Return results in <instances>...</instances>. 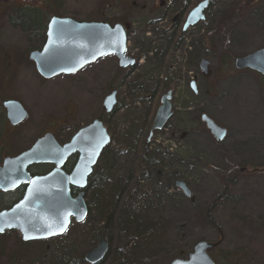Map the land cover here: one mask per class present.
<instances>
[{"label":"rangeland","instance_id":"rangeland-1","mask_svg":"<svg viewBox=\"0 0 264 264\" xmlns=\"http://www.w3.org/2000/svg\"><path fill=\"white\" fill-rule=\"evenodd\" d=\"M119 1L108 0L104 4V0H62L64 10H48L50 15L44 17L46 23L53 12L81 21L99 18L101 13L112 21L130 18L128 21L134 26L126 54L139 60L135 74L120 69L115 57H105L76 75L41 79L33 63L23 56L33 43L26 39L25 35H30L28 31L23 32L21 28L25 30L31 21L20 13L11 17L7 12L2 13L1 39H5L19 57L10 60L12 75L4 98L23 103L30 114L25 125L31 128L30 136L35 138L51 129L54 120L65 123L66 127L62 129L67 135L72 134L99 115L104 96L115 89L120 107L107 121L112 137L109 149L120 151L127 164L128 157L124 153L129 152L126 147L129 133L138 136L143 130V121L152 123L142 100L150 99V95H145V88L143 92H136L135 85L145 80L147 74L163 72L162 81L167 80L168 89L158 95L153 113L160 107L162 96L172 91L174 117L167 129L155 133L149 151L157 154L155 159L167 166V179L166 182L155 178L143 181L141 171L135 174L137 187L141 186L142 191L154 198L157 208L152 216L160 227L157 255L152 257L150 254L156 243L151 244V250L143 256L142 248L147 251L146 245L150 243H140L136 239V249L127 247L129 237L124 234L127 222L123 218L122 223L109 232L112 247L123 249L124 257L129 254L131 259L132 254L133 258L142 260L138 264H170L179 257V252L189 255L201 241L219 242L214 253L217 258L223 253L246 249L250 256L243 264H264V78L251 71L231 68L236 58L264 48V0L246 8L227 44L217 23L232 0H214L205 13V20L187 31L185 36L181 35L182 28L171 30L170 20L181 8H186L189 13L203 0H179L175 13L160 8L161 2L167 0H133L137 3L134 7L129 5V0H123L124 6L120 7ZM165 35L173 37V42L162 60V70L154 52L161 49V36ZM204 38L208 44L200 50L199 42ZM224 56L228 59L226 64L223 63ZM202 58L211 64L208 78L199 70ZM5 62L6 59H0V70ZM192 82H195L197 93L191 89ZM153 85L151 82L149 86ZM203 114L227 130L223 142L218 143L201 123L199 118ZM30 143L29 137L24 147ZM229 164L248 170L227 175L226 171L231 169ZM124 174L122 172L117 178L126 180ZM178 181L187 185L190 197L176 188ZM226 189L228 196L215 214V220L222 228L220 236L206 222L204 213ZM100 223H103L101 219ZM76 225L81 224L73 221L70 232L74 233L73 230L78 228L83 237L80 241L84 242L86 223L82 227ZM129 233L136 237L132 229ZM49 242L42 245L40 254L49 256L46 250L51 247ZM17 244V238L0 239V264L9 262V254L18 252L20 257L24 251L15 264H27L29 260L22 261L29 253L36 254L35 249H17Z\"/></svg>","mask_w":264,"mask_h":264},{"label":"water","instance_id":"water-1","mask_svg":"<svg viewBox=\"0 0 264 264\" xmlns=\"http://www.w3.org/2000/svg\"><path fill=\"white\" fill-rule=\"evenodd\" d=\"M213 0H205L195 7L188 15L183 30L197 26L205 20V12ZM48 40L41 52L32 53L30 60L35 64L37 72L46 80L61 75H74L101 58L115 56L123 69L133 67L135 59L126 56L128 46L127 31L121 25L114 27L104 23L78 22L70 18H53L48 27ZM210 62L203 59L200 64L205 78L211 76ZM234 68L238 71H251L264 78V48L234 60ZM196 93L195 82L191 84ZM173 92L169 91L161 99L152 127V133L164 130L173 117ZM118 104L117 92H112L106 99L104 108L112 113ZM8 118L13 125L23 122L27 112L17 101L5 104ZM212 137L223 142L227 130L217 125L207 115L201 116ZM111 144L109 131L97 120L89 127L80 131L70 144L60 147L52 135L39 140L35 146L15 160L7 164L9 174L17 176L27 183L28 190L23 201L12 211L0 214L1 233L7 230H18L25 242L49 240L63 236L71 222L77 224L86 221L88 205L85 193L76 198L71 195V186L85 190L88 180L93 174L102 152ZM80 153L71 175L62 171L69 156ZM33 164H54L55 170L40 178L31 177L27 169ZM7 171V172H8ZM14 178V177H13ZM176 188L186 197L191 196L187 185L178 181ZM66 226V227H65ZM64 231H59L60 228ZM54 233V234H50ZM25 234L32 237L25 239ZM218 244L208 241L199 242L192 253L185 259H176L170 264H216L210 251ZM109 252V243H100L86 255L88 264H99L105 260Z\"/></svg>","mask_w":264,"mask_h":264},{"label":"trees","instance_id":"trees-1","mask_svg":"<svg viewBox=\"0 0 264 264\" xmlns=\"http://www.w3.org/2000/svg\"><path fill=\"white\" fill-rule=\"evenodd\" d=\"M258 1L259 0H232L227 9L224 10L217 25L219 26L220 34H224L226 37L225 44L228 43L231 32L241 22V17L243 16L244 11H246V8L254 7ZM30 14L27 15L26 20L31 21V23H37L38 20L34 21L35 17L32 20L30 19L33 17L30 16ZM183 34L184 33L182 32L181 35L183 36ZM161 38L163 41L161 49L159 51L158 49H155L156 51L154 52V55L156 58L155 60H157V65L163 70L164 64L162 63V60L166 57L172 46L173 37H166L165 35L161 36ZM199 43V49L202 50V47L207 46L208 41L204 38L202 42L200 41ZM195 49L197 50V47ZM223 59V63L226 64L228 61L227 57L224 56ZM232 65L233 66H231V68H234V62ZM169 71L170 69L167 71L168 74ZM162 75L163 72L147 74L145 76V80H142L140 83L135 85L138 87L136 88V92H143L145 88V92H147L145 95H150V98H154L156 90H165L168 88L167 80L162 81ZM151 82L154 83L153 86H149ZM142 100L144 105L147 106L148 118H152V115H149L151 109L153 108V106H151L152 101L146 97ZM118 109L119 105L116 108L115 114L118 112ZM109 120L110 118L108 121ZM150 129L151 124H149L148 121H143V130L138 136L129 133L128 140L126 141V147L129 152L127 151L124 153L125 156L128 157L126 159L127 164L124 163L125 161L122 158L120 151L111 152L109 149L110 146L100 158L99 163L90 178L88 192L86 195L87 203L89 205V215L85 222L86 232L84 231V242L83 240L80 241V238L83 237H80L79 229L75 228V230H73L74 233H71L69 230V233L60 238V241L57 239L49 242V244H51V250L50 248L48 249V247L46 248L49 256L40 254V252H43V249L38 250L33 244H23L20 247L22 250L35 249L34 251L36 254L31 251L28 257L22 262L29 260V263L27 264H44V261H46L45 264H88L85 261L86 254L94 249L101 240H106L109 243L110 250L107 258L100 264H135L137 262H142V260H139L136 256L133 258L131 253V259L129 258V254L124 257L126 252H124L123 249L114 250L110 241L112 240V237H110L111 233L109 232L113 231L115 225L122 223L121 218H123L124 221L127 222V227H125L124 230V234L129 237L127 247L130 246V248L136 249V239L138 242L140 241V243L143 241L146 244L150 243L146 245L147 251L142 248V256L144 252L148 253V250H151V244H155L156 240H158V234L160 231L159 223L154 221L156 218H152L157 211V208L154 207V198L148 196L146 192L142 191L141 186L137 187L135 178L136 172L141 171V179H143V181L155 178L158 181H162L164 179V182H166L165 179H167V166L164 163H159L155 159L157 154L154 155V153L149 151L150 142L148 141V138ZM229 166L231 167L230 164ZM247 170V168L232 166L229 172L226 171V174L228 175L231 172H247ZM122 172L125 173L124 177H126V180L117 178V176ZM227 196L228 190L226 189L223 195L218 197L204 213V219L206 222L220 236H222V228L215 220V214L217 208ZM100 219L103 222L102 225L100 223ZM83 225H76V227H82ZM131 229L136 237L131 236L129 233V230L131 231ZM71 235L74 236L72 237ZM82 246L84 247L82 248ZM158 246V244L155 247L152 246L153 249L150 252L152 257L157 255L156 248ZM55 247L58 249L56 250ZM217 249L218 247L210 252L216 264H243L246 261V258L250 256L248 250L238 249L230 254L223 253L222 256L217 258L214 254ZM23 255L24 251L20 257L18 252L17 254H11L8 257L9 262L7 264H15L17 260L20 261V258ZM187 256L188 253L179 252V257L176 259H183Z\"/></svg>","mask_w":264,"mask_h":264},{"label":"flooded vegetation","instance_id":"flooded-vegetation-1","mask_svg":"<svg viewBox=\"0 0 264 264\" xmlns=\"http://www.w3.org/2000/svg\"><path fill=\"white\" fill-rule=\"evenodd\" d=\"M104 1H105L104 4H106V2L108 0H104ZM178 1L179 0H167L166 1L167 3L165 1H162L160 4V8L161 9L166 8L167 13L169 11L171 13H175L178 10L177 8H179L177 6ZM203 1H205V0H203ZM119 2H120V7L124 6L123 0H120ZM180 2H182V1L180 0ZM202 2H200V3H202ZM213 2H214V0L211 2V4ZM128 3L131 7H134L137 5V3L133 0H129ZM61 4H62V0H0V15H2V13H4V12H7L8 15L11 17V16H14L16 14L19 15V13H20L21 15L23 14V16L27 19V15H29L31 13L30 16H33V17H31L30 19L32 20L35 17L34 21L38 20L37 23H29L27 26H25V28H26L25 30H23L21 28V30L23 32L28 31L27 33H29L30 35H28V36L25 35L26 39L29 43L30 42L33 43L30 47L26 48L25 53L23 54V56H26L29 60H30V56L32 53L41 52L44 49V47L47 43V40H48L47 33H48L49 23L53 18H70V19H73V20L78 21V22L104 23V24H109L112 27H114L116 25H121L127 31V36H128V40H129L130 34L132 32V28L134 26V23L128 21V20H130V18L119 19V20L116 19V20L112 21L101 12H100L101 14L99 15V18L92 19V20H84V21L76 20V19L69 17V16L60 17L59 15H57L58 13L53 12L54 14H51V18L46 23L44 16L50 15L49 11H54V9H56V8H57V10H62V9L64 10L63 6L65 3L63 5H61ZM180 7H182V6H180ZM137 9H140V8H137ZM113 12H117V10H113ZM189 13H186V8H184V7L181 8L180 12H178L175 15L176 17H173L170 20L171 30L172 31H179L182 28L181 31L184 33V36H185L187 34V31L197 27L200 23L193 28H189L187 31L183 30ZM13 27L15 28L16 26H13ZM4 38H5V36H4ZM127 48H128V46H127ZM126 53H127V50H126ZM126 56H127V54H126ZM108 57H115V56H108ZM127 57H131V56H127ZM17 58H19L17 55V52L15 50H12L11 47L9 46L8 42H6L5 39H1V35H0V59H6L5 64H3V66H2L3 68H1V70H0V214L10 212L16 206H18L23 201V199L27 193L28 186H29L27 183L22 182V180H20V178H18L19 176H21L20 172L18 173L17 176L12 175V177H11V175L9 174L10 171H8V167H7V164L10 160H15V159L19 158L20 156H22L25 152L31 150L39 140L43 139L47 135H52L53 138L55 139V141L57 142V144L63 148L67 144H70L72 142V140L77 136V134L80 131L89 127L91 124H93L97 120H99L103 124V127L109 131V129L107 127V121L109 118H112V116L115 114L117 106L119 105V107H120V104L118 102L115 110L110 114H108L104 108L105 101H106L107 97L112 92L116 91L115 89H113L110 91L111 92L110 94L106 93L107 95L104 96V98L101 102V106L99 108L100 109L99 115L94 117L88 124H83L82 127H79V129H77L76 131H73L72 134L67 135L64 132V130L62 129V128L66 127L65 123H60L59 120H54L51 123V127H52L51 129H49L48 131L46 130V132L43 131L41 134L37 135L34 138V136H30L31 128H29L28 126L25 125V122L30 117V114H29L28 110L26 109V107L19 100L4 98L5 92L7 91L6 86H7L8 82L11 80V75H12L11 64H10L11 61L10 60L11 59H17ZM101 59H103V58H101ZM133 59H135V58H133ZM194 60H196V59H194ZM202 60H203V58L200 59V61H199V70L200 71H201L200 64H201ZM98 61H96V62H98ZM135 61H136V64L133 67H129L126 69H123L120 66L119 67L122 70H130L131 74L132 73L135 74L136 70L138 69L139 60L135 59ZM95 63H93V64H95ZM93 64H90V65H93ZM33 65L35 66L34 63H33ZM90 65H88V66H90ZM118 65H119V60H118ZM0 66H1V63H0ZM87 67H85L84 69H86ZM35 69H36V66H35ZM84 69H82V70H84ZM78 73H76V74H78ZM37 74L41 79H44L38 72H37ZM76 74H74V75H76ZM61 76H73V75H61ZM61 76H58V77H61ZM167 89L168 88H166L165 90H162V89L156 90V93L154 94V98L149 99L152 101L151 106L154 107V104L156 103V99H157L158 95L160 93H162L163 91H167ZM191 89H192V86H191ZM192 91H193V89H192ZM166 94H167V92H166ZM166 94H164V95H166ZM117 100H118V92H117ZM10 101L19 102L23 106L25 111L27 112V118L23 122H21L17 125L12 124V122L8 118V112L5 108V104L10 102ZM160 103H161V101H160ZM149 106H150V104H149ZM160 106H161V104H160ZM153 109L154 108L151 109L150 114H149V115H152L151 129H150L149 138H148V141L150 143H151L155 133H159V132L152 133V127H153V123H154L155 116L157 113V111L153 113ZM201 116L199 118L200 121H201ZM173 117H174V112H173ZM173 117H172V119H173ZM69 121H71V120H69ZM201 123H203V122L201 121ZM167 125L164 128V130L167 129ZM109 135L111 136L110 131H109ZM29 137L31 138V143L29 146L24 147L25 141ZM107 148L108 147H106L104 149V151L101 154V157ZM79 158H80L79 152H75L74 154L69 156L67 158V160L65 161L63 167H62V171L68 175H71V173L73 172L74 168L77 165ZM54 170H55L54 164H33L27 169V173L29 174V176L31 177V180H32L34 178L44 177V176L52 173ZM90 178L88 180V186L85 190H79V189H76V188L71 186V195L73 198H76L81 192H84L85 193V200L87 202L86 195L88 192ZM87 205H88V203H87ZM88 215H89V205H88ZM72 222H71V224H72ZM69 230H70V226L68 228V231L61 237H57V238H53V239H49V240L32 241V242H25L23 240V235L18 230H7L4 233L0 232V239L17 238V240H18V244L16 245L17 249L20 248L21 245H23V244L24 245H29V244L32 245L33 244L37 247L38 250H42L43 249L42 245H44V243L46 241H52L54 239L62 238L67 233H69ZM3 245H4V243H3ZM108 255H109V252H108Z\"/></svg>","mask_w":264,"mask_h":264},{"label":"snow or ice","instance_id":"snow-or-ice-1","mask_svg":"<svg viewBox=\"0 0 264 264\" xmlns=\"http://www.w3.org/2000/svg\"><path fill=\"white\" fill-rule=\"evenodd\" d=\"M64 230H65V228H63V227L59 229V231H64ZM0 231H3V228H0ZM50 234H54V233H50ZM24 238L25 239H31L32 237H30L29 235L25 234V237Z\"/></svg>","mask_w":264,"mask_h":264},{"label":"bare ground","instance_id":"bare-ground-1","mask_svg":"<svg viewBox=\"0 0 264 264\" xmlns=\"http://www.w3.org/2000/svg\"><path fill=\"white\" fill-rule=\"evenodd\" d=\"M15 254V253H14ZM11 254H9V256H10Z\"/></svg>","mask_w":264,"mask_h":264}]
</instances>
